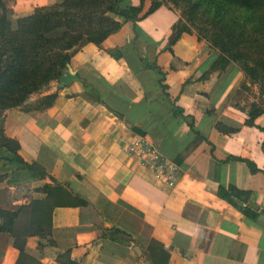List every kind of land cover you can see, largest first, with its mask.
<instances>
[{
  "label": "crops",
  "instance_id": "0c3cea01",
  "mask_svg": "<svg viewBox=\"0 0 264 264\" xmlns=\"http://www.w3.org/2000/svg\"><path fill=\"white\" fill-rule=\"evenodd\" d=\"M150 3L122 0L137 18L74 48L70 68L35 93L55 92L51 106L2 112L34 171L0 151V264H264V112L245 123L240 69L217 66L192 30L169 43L180 14L162 3L146 14ZM137 134L175 161L173 186L123 153ZM219 185L249 196L237 208Z\"/></svg>",
  "mask_w": 264,
  "mask_h": 264
},
{
  "label": "trees",
  "instance_id": "16d2710c",
  "mask_svg": "<svg viewBox=\"0 0 264 264\" xmlns=\"http://www.w3.org/2000/svg\"><path fill=\"white\" fill-rule=\"evenodd\" d=\"M235 1L247 10L264 11V0ZM121 2L122 0H60L48 6L34 8L26 15L17 16L16 27H13L10 20L12 0H0V151L6 153L3 156L6 161H16L20 166L34 171V166L24 162L16 153L18 142L7 138L2 131V112L22 104L31 94L42 90L52 79L58 78L67 67L71 52L76 46L89 41L98 44L106 35L118 30L121 22L116 18L125 21L136 19L139 7H121ZM158 5L159 2L151 0L146 14ZM193 5L196 6L195 3ZM263 21L264 16L260 14L259 22L262 24ZM183 30L189 31L179 18L171 32L169 43ZM226 35L228 38L231 36L230 33ZM83 84L90 89L85 82ZM55 96V92L44 95L34 108L51 106ZM262 112L264 108L253 105L246 113L245 123L252 124L253 118ZM215 125L225 131H233L218 123ZM246 162L251 170H256L254 165ZM217 195L240 208L235 199L245 202L249 192L233 186L219 185ZM165 258L163 256L164 260Z\"/></svg>",
  "mask_w": 264,
  "mask_h": 264
},
{
  "label": "rangeland",
  "instance_id": "374dc122",
  "mask_svg": "<svg viewBox=\"0 0 264 264\" xmlns=\"http://www.w3.org/2000/svg\"><path fill=\"white\" fill-rule=\"evenodd\" d=\"M155 1L177 10L185 27L216 51L217 66L227 61L240 69L242 80L234 95L238 106L247 111L253 105L264 108V21L259 22L264 11L247 10L235 0H188L189 4L186 0ZM16 19V12L12 10L13 27ZM226 33L231 34L230 38ZM29 97L26 105L34 108L40 99H35L36 94Z\"/></svg>",
  "mask_w": 264,
  "mask_h": 264
},
{
  "label": "built area",
  "instance_id": "2783aa9c",
  "mask_svg": "<svg viewBox=\"0 0 264 264\" xmlns=\"http://www.w3.org/2000/svg\"><path fill=\"white\" fill-rule=\"evenodd\" d=\"M126 156L132 157L138 164L146 167L154 179L165 187H171L177 182L179 167L177 164L159 154L153 144L144 135L133 136L122 148Z\"/></svg>",
  "mask_w": 264,
  "mask_h": 264
},
{
  "label": "water",
  "instance_id": "95a60500",
  "mask_svg": "<svg viewBox=\"0 0 264 264\" xmlns=\"http://www.w3.org/2000/svg\"><path fill=\"white\" fill-rule=\"evenodd\" d=\"M67 66L69 67V64L67 63ZM70 68V67H69ZM70 72H72V71H70Z\"/></svg>",
  "mask_w": 264,
  "mask_h": 264
}]
</instances>
